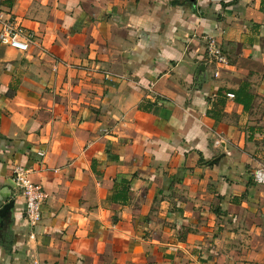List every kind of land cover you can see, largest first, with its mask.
Here are the masks:
<instances>
[{
	"label": "crops",
	"instance_id": "1",
	"mask_svg": "<svg viewBox=\"0 0 264 264\" xmlns=\"http://www.w3.org/2000/svg\"><path fill=\"white\" fill-rule=\"evenodd\" d=\"M0 10L34 34L0 44V264H264V0ZM16 165L47 193L34 226Z\"/></svg>",
	"mask_w": 264,
	"mask_h": 264
},
{
	"label": "built area",
	"instance_id": "2",
	"mask_svg": "<svg viewBox=\"0 0 264 264\" xmlns=\"http://www.w3.org/2000/svg\"><path fill=\"white\" fill-rule=\"evenodd\" d=\"M0 23V44H7L20 50L28 49L34 39V34L27 30L16 17L0 10ZM204 39L209 59L219 67L229 65L228 58L216 38L205 36ZM255 179L257 182H263L264 172L257 170ZM12 181L23 198V214L27 223L30 226L36 225L42 218L41 206L47 198V193L40 184L31 179L30 171L21 165L13 168Z\"/></svg>",
	"mask_w": 264,
	"mask_h": 264
},
{
	"label": "trees",
	"instance_id": "3",
	"mask_svg": "<svg viewBox=\"0 0 264 264\" xmlns=\"http://www.w3.org/2000/svg\"><path fill=\"white\" fill-rule=\"evenodd\" d=\"M243 85L245 86L246 82ZM244 86L243 87L239 86V88L237 90H230V92L234 94L236 101L241 102V103L242 102L244 103V101L239 96L242 95V93H243L242 91L245 89ZM119 184L122 186L121 193L124 192V191L126 192L130 188L131 180L130 179H125V178L121 179L120 181L115 180V185H119Z\"/></svg>",
	"mask_w": 264,
	"mask_h": 264
},
{
	"label": "water",
	"instance_id": "4",
	"mask_svg": "<svg viewBox=\"0 0 264 264\" xmlns=\"http://www.w3.org/2000/svg\"><path fill=\"white\" fill-rule=\"evenodd\" d=\"M13 207V200H9L0 208V217H5L6 213Z\"/></svg>",
	"mask_w": 264,
	"mask_h": 264
},
{
	"label": "rangeland",
	"instance_id": "5",
	"mask_svg": "<svg viewBox=\"0 0 264 264\" xmlns=\"http://www.w3.org/2000/svg\"><path fill=\"white\" fill-rule=\"evenodd\" d=\"M259 169V168H258Z\"/></svg>",
	"mask_w": 264,
	"mask_h": 264
}]
</instances>
